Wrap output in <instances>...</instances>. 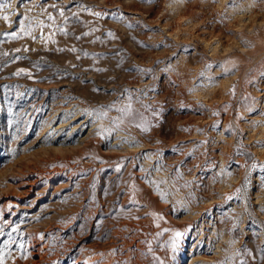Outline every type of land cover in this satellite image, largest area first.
Returning <instances> with one entry per match:
<instances>
[{
    "label": "rangeland",
    "instance_id": "rangeland-1",
    "mask_svg": "<svg viewBox=\"0 0 264 264\" xmlns=\"http://www.w3.org/2000/svg\"><path fill=\"white\" fill-rule=\"evenodd\" d=\"M0 5L3 264H264V0Z\"/></svg>",
    "mask_w": 264,
    "mask_h": 264
},
{
    "label": "bare ground",
    "instance_id": "bare-ground-1",
    "mask_svg": "<svg viewBox=\"0 0 264 264\" xmlns=\"http://www.w3.org/2000/svg\"><path fill=\"white\" fill-rule=\"evenodd\" d=\"M36 183V178L35 179H21L17 182V195H23V196H27L28 194L31 193L34 184ZM16 199V198H15ZM14 198L9 197L8 199H6L5 202L8 203V201H15ZM16 202V201H15ZM11 203V202H10ZM13 203V202H12ZM6 204V203H5ZM3 205V204H2ZM7 205V204H6ZM32 239V238H31ZM37 241V240H35ZM40 241V240H39ZM38 242V241H37ZM32 243H36V242H32ZM43 247V246H42ZM31 248V247H30ZM30 252V258H29V262L27 264H40L41 263V259H42V255H41V247L35 244H33L31 251ZM44 252V251H43ZM183 250H179L177 251V253L175 254L174 257V262L173 264H183L182 258H183Z\"/></svg>",
    "mask_w": 264,
    "mask_h": 264
},
{
    "label": "snow or ice",
    "instance_id": "snow-or-ice-1",
    "mask_svg": "<svg viewBox=\"0 0 264 264\" xmlns=\"http://www.w3.org/2000/svg\"><path fill=\"white\" fill-rule=\"evenodd\" d=\"M0 7H2V5H0ZM61 15H63V13L61 12ZM5 20H7L8 19V17L7 16H5V17H3ZM0 264H3V262L2 261H0Z\"/></svg>",
    "mask_w": 264,
    "mask_h": 264
}]
</instances>
